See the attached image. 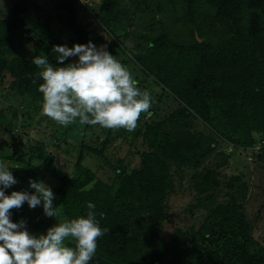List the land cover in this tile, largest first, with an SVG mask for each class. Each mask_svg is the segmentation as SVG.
<instances>
[{
    "label": "trees",
    "instance_id": "trees-1",
    "mask_svg": "<svg viewBox=\"0 0 264 264\" xmlns=\"http://www.w3.org/2000/svg\"><path fill=\"white\" fill-rule=\"evenodd\" d=\"M91 18L109 38L108 51L151 96L150 117L142 113L132 132L78 122L65 127L42 115L43 81L33 57L56 65L54 45L104 44ZM1 98L13 104L0 107V162L18 181L6 195L31 193L30 179L45 182L52 173L57 154L45 137L55 149L77 152L53 190L56 218L25 202L12 210L13 223L24 220L39 236L86 217L91 202L108 231L89 264H264L254 223L261 210L252 221L245 208L250 178L259 166L264 170V0H0ZM195 121L211 134L193 133ZM217 141L228 152L218 151ZM122 143L128 154L106 162L107 180L85 163ZM206 152H215V160L204 162ZM134 155L136 166L128 160ZM233 156L254 168L249 180L224 175ZM187 168L194 171L185 174ZM179 188L194 201L188 211L205 216L199 228L178 227L167 239L164 222Z\"/></svg>",
    "mask_w": 264,
    "mask_h": 264
},
{
    "label": "clouds",
    "instance_id": "clouds-1",
    "mask_svg": "<svg viewBox=\"0 0 264 264\" xmlns=\"http://www.w3.org/2000/svg\"><path fill=\"white\" fill-rule=\"evenodd\" d=\"M52 52L57 54L56 65L46 56L32 59L43 81L38 88L42 115L65 127L78 122L128 132L137 128L142 113L150 117V94L137 86L131 71L108 51L107 44L54 45ZM69 58L78 59L65 63ZM17 183L7 164L0 162V264H89L98 239L108 231L100 227L95 204H87L86 217L57 223L36 236L28 231L26 221L12 222V210L26 202L30 209L42 206L46 217L56 218V195L43 181L33 179L29 180L33 192L6 195Z\"/></svg>",
    "mask_w": 264,
    "mask_h": 264
},
{
    "label": "rangeland",
    "instance_id": "rangeland-1",
    "mask_svg": "<svg viewBox=\"0 0 264 264\" xmlns=\"http://www.w3.org/2000/svg\"><path fill=\"white\" fill-rule=\"evenodd\" d=\"M89 21L93 23V27L96 29V32L99 33V35H103L105 37L104 44H107L109 42V38L105 36L104 31L98 26L96 22L93 21L92 18L89 19L88 22ZM10 103L12 102L5 101L2 98L0 99V107H4L5 105H11ZM164 112H165V109L162 111V114ZM192 132L195 134H204L206 136L211 134L200 121H195ZM45 136L46 135H44V137ZM45 140H47L46 143H48V148L52 150L53 152H56L57 154L54 170L52 171L51 174H49V176L45 179V182H44L46 185L51 187L52 190H54V188L56 187L55 185L59 181L61 175L62 174L64 175V173L71 172L72 165L75 161L77 152L73 151L74 155L67 154L63 148L55 149L52 146L51 140H49L48 138L45 137ZM216 149L218 151L228 152V149L224 146V143L220 141L216 142ZM128 151H129L128 145L126 143L125 144L122 143L114 148H109V150L106 152L105 158L88 157L86 158L85 163L89 165L91 169L96 171L99 177L103 178L104 180H107L108 176H110L111 173H110L109 168L106 166V162L116 160L117 158H122L128 154ZM215 157H216L215 152L214 153L206 152L204 155V162H207L208 160L209 162L210 160H215ZM248 158H249L248 160L250 161L253 160V162H250L252 165L256 163L259 165L261 164L259 163L260 161L257 160L256 156L254 157L249 156ZM239 159L241 158H238L237 156H233V158L230 160L231 163L227 166V168L224 171V175L231 176V175H238L240 173H244L246 175V179H248L250 170L252 171L254 168L253 169L251 167L249 169L245 168L244 164L238 161ZM128 160H130L134 166H136L140 161L137 155L130 157V159ZM263 165H264V161L262 162V166ZM173 170L176 171L177 176L180 175L181 169H177L173 167ZM193 171H194V168H187L185 170V174H190ZM263 173H264V170L260 169V166H259L258 168H256V171L251 176L250 181L253 180V185L251 189L252 191L250 193L249 200L245 203V208L247 210L248 217L252 221H254L255 216H257L258 211L261 210V213L259 215V220H257L256 222L254 221V223L256 226L255 228L256 239L262 245H264V194L262 192L261 187L264 186V182L261 180L262 176L260 175L259 177V174H263ZM193 202L194 201L190 199V197L183 196L181 188H179V191L171 198L170 203H169V209L167 211L168 220L164 222V237L165 238L170 239L172 234L175 232V230L181 226H195L196 228H199V226L201 225L204 219L205 212L199 209H194L193 212H191V210L188 211L190 204ZM53 203L55 205V200Z\"/></svg>",
    "mask_w": 264,
    "mask_h": 264
}]
</instances>
